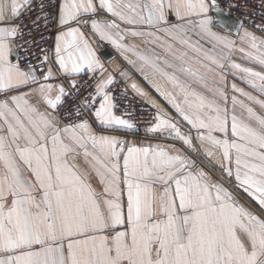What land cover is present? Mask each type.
I'll return each mask as SVG.
<instances>
[{"label": "snow or ice", "instance_id": "snow-or-ice-1", "mask_svg": "<svg viewBox=\"0 0 264 264\" xmlns=\"http://www.w3.org/2000/svg\"><path fill=\"white\" fill-rule=\"evenodd\" d=\"M32 4L0 0V264H264V23L233 30L213 15L226 12L218 0H60L54 48L33 64L20 39ZM39 7L34 26L47 27ZM95 41L114 46L130 69L110 71ZM132 71L176 113L133 81L156 110L147 131L181 147L137 146L86 118L136 131L110 90L113 73ZM89 73L93 91L80 97L75 77ZM73 94L75 112H62Z\"/></svg>", "mask_w": 264, "mask_h": 264}, {"label": "built area", "instance_id": "built-area-1", "mask_svg": "<svg viewBox=\"0 0 264 264\" xmlns=\"http://www.w3.org/2000/svg\"><path fill=\"white\" fill-rule=\"evenodd\" d=\"M59 2L60 0H35L32 6L35 10L31 12L30 16H23L21 18L20 22L22 23L25 35L20 39L22 43L27 41V45L31 48L32 53L31 55H27L22 48L19 49L22 65L26 55L31 63L38 64L39 59H42V56L45 54L44 50L54 48L56 24L53 21V16L57 13ZM218 2L226 10L237 15L246 26L254 28V24L264 23V0H218ZM41 3L45 5L44 11L48 15L49 22L47 27H45L44 21L40 20L39 27L37 28L34 26V22L41 16L39 7ZM233 4L238 6L233 7ZM42 36L44 37L43 39H41ZM77 80L79 81L77 87L80 88V97H86L88 93L93 91L94 82L91 80V74H84ZM65 85L67 87V81H65ZM110 90L117 105L115 109L117 115L124 116V118L130 119L136 124V131L132 132L133 134L142 138L171 139L147 131L153 123L156 110L148 101L135 94L122 77H116V82L111 86ZM70 91L74 93V90L70 89ZM76 107H78L77 96L73 94L65 98L62 112L74 113ZM86 118L94 120L90 115ZM199 160L204 162L201 158ZM209 168L216 173L212 167ZM219 176L222 177L221 175ZM224 181L233 188L232 183L225 179Z\"/></svg>", "mask_w": 264, "mask_h": 264}, {"label": "crops", "instance_id": "crops-1", "mask_svg": "<svg viewBox=\"0 0 264 264\" xmlns=\"http://www.w3.org/2000/svg\"><path fill=\"white\" fill-rule=\"evenodd\" d=\"M35 0H33V4L34 5ZM103 15V13H101ZM214 15V14H213ZM170 20H172V22H175L174 19L170 16L169 17ZM245 27L249 28V30H253L256 31V29L246 26ZM84 31L86 33H88V29L85 28ZM257 35H263L260 32L257 31ZM127 42H133L139 45L140 48H143V44L140 43L139 38H132V37H127L126 38ZM95 44L98 45L97 47V54L100 57L101 61L105 64V67H109V70L111 71L110 65L112 64H119L124 68H129L130 66L126 63V61L121 57V55L119 54L118 50L115 49L114 46H112L111 44L107 43V42H103V41H95ZM105 48H109L111 50V52L113 53V57L112 58H108L104 55L103 50ZM157 51H160V49H157ZM112 53L110 54V57L112 55ZM237 58V62H241L239 59V53L236 54ZM90 74V73H89ZM82 75L84 74H80L78 77H75L76 79L80 78ZM113 75L115 77L120 76L118 73H113ZM121 77V76H120ZM127 85L129 86V88L135 93L137 94L139 97H141L138 93L135 92V90H133L130 87V84L135 81L137 82L143 89H145L146 91H148L150 93V95L155 98L156 100L159 101V103L165 108L167 109L173 116L176 115V113L174 112V110L164 101V99L162 97L159 96L158 93L155 92V90L135 71H132V75H131V79H126L123 78ZM228 81H233V77L231 75H229L227 77ZM235 82L240 86V87H244L246 90L248 91H252L250 88H248L245 84H243L241 81H239L238 79L235 80ZM231 95V92H230ZM143 99H145L144 97H141ZM146 100V99H145ZM148 101V100H146ZM116 112V110H115ZM117 114V113H116ZM93 124V128L98 132L101 133L103 132L104 134H114V135H119L121 137H125L127 138L130 142H134L137 146H145L148 144H156V143H161L163 145H171V144H175L177 147H181V143L179 141H176L174 139H158V138H142L138 135L133 134L132 132H126L124 130H106V129H102L99 128L97 126V124L95 123L94 120H91ZM157 135H162V134H157ZM193 158L197 161L198 165L202 168H204L205 171L209 172L210 175H212L213 179L218 180L219 182L223 183L226 187H229L232 191L235 192V194L239 197V200L241 203L245 204L246 206L256 210L257 209V205L256 203L252 200V198L245 193L242 190H238V189H233L229 186V184H227L224 179L232 184L235 183L234 179L233 180H229V178L223 173V170L219 167V165L215 164V161L210 158V157H205L202 156L200 153H196L194 154ZM199 158L203 159L204 162H202L201 160H199ZM209 167H212L214 169V171L216 173H214L213 171H211V169ZM219 175H221L222 177H220ZM224 178V179H223Z\"/></svg>", "mask_w": 264, "mask_h": 264}, {"label": "water", "instance_id": "water-1", "mask_svg": "<svg viewBox=\"0 0 264 264\" xmlns=\"http://www.w3.org/2000/svg\"><path fill=\"white\" fill-rule=\"evenodd\" d=\"M222 6V5H221ZM223 7V6H222ZM224 8V7H223ZM214 15H221L223 16L225 19L228 20L229 24L231 25L232 29L235 30L239 23L242 21L237 15H235L234 13L226 10L225 13H220V14H216L213 13ZM104 55L108 58H112L113 57V53L111 52V50L109 48H105L103 50ZM112 53L111 57L110 54Z\"/></svg>", "mask_w": 264, "mask_h": 264}]
</instances>
